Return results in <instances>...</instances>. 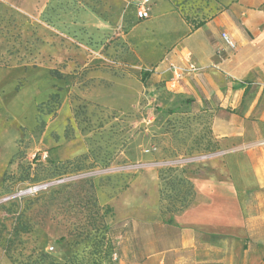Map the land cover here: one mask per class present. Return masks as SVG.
Returning a JSON list of instances; mask_svg holds the SVG:
<instances>
[{"label": "rangeland", "instance_id": "rangeland-1", "mask_svg": "<svg viewBox=\"0 0 264 264\" xmlns=\"http://www.w3.org/2000/svg\"><path fill=\"white\" fill-rule=\"evenodd\" d=\"M138 1L0 0V264H135L141 221L178 213L187 164L218 150L155 69L235 0H151L142 20Z\"/></svg>", "mask_w": 264, "mask_h": 264}, {"label": "crops", "instance_id": "crops-1", "mask_svg": "<svg viewBox=\"0 0 264 264\" xmlns=\"http://www.w3.org/2000/svg\"><path fill=\"white\" fill-rule=\"evenodd\" d=\"M171 65L184 69L181 78ZM155 70L210 116L220 149L187 164L193 201L172 222L142 220L156 230L132 235L131 257L135 264L139 254L144 264H264V0L228 3Z\"/></svg>", "mask_w": 264, "mask_h": 264}, {"label": "trees", "instance_id": "trees-1", "mask_svg": "<svg viewBox=\"0 0 264 264\" xmlns=\"http://www.w3.org/2000/svg\"><path fill=\"white\" fill-rule=\"evenodd\" d=\"M213 14H214V13H213ZM213 14L209 15V16H208L207 18H205L204 20L198 22L188 34L192 33L193 31H195L196 29H198L199 27H201L202 25H204V24L206 23V20H207L210 16H212ZM151 16H152V15H150L149 17L144 18V19H148V18H150ZM137 19H138V18H137ZM139 20H142V19H139ZM188 34H187V35H188ZM152 72H153L152 70H151V71L146 70V71L143 72V76H142V79H141V80H142V82H143L144 84H145L146 80L151 76ZM50 73H51L55 78H57V79H63V74H62L61 72H59V70L56 69V68L51 69V70H50ZM55 96H57V94L53 93V94L51 95V98H53V97H55ZM207 116H208V115H207ZM208 117H209V119H210V121H211L210 116H208ZM215 138H216V137H215ZM216 141H217L218 150H219V149H220V145H219V142H218L217 138H216ZM218 150H217V151H218ZM187 172H188V170L184 172V175H185V177H186L185 179H186L187 183H188L189 186H190L189 189H188V190H190V191H187V194H188V193L191 194V195H190V196H191L190 199H189L187 202H184V204H180L179 206H177V205L168 206V207H167V210H170V211H173V212H178V213H180V212H182L183 210H185V209L191 204V202L193 201V199H194V197H195V187H194L193 182L188 178V176H187ZM176 214H177V213H176ZM172 218H173V216L170 217V218L167 219V220H164V221L172 222ZM113 253H114V252H111L110 260H109V264H114V262H113V260H112V255H113Z\"/></svg>", "mask_w": 264, "mask_h": 264}, {"label": "built area", "instance_id": "built-area-1", "mask_svg": "<svg viewBox=\"0 0 264 264\" xmlns=\"http://www.w3.org/2000/svg\"><path fill=\"white\" fill-rule=\"evenodd\" d=\"M150 4H151V0H139L137 2L136 8H135V15L138 19H144V18H147L151 15L150 14V10H151ZM222 37L228 46H230L231 48H236L235 42L232 40V38L229 36V34L227 32H224L222 34ZM170 69L174 72L175 79L181 78L182 72L184 70L181 66L171 65ZM189 69L191 71H196L197 67L191 63V64H189ZM45 156H46V154H44L43 157H45ZM112 260H113L114 264H118L120 258H119V254L117 251H115L113 253Z\"/></svg>", "mask_w": 264, "mask_h": 264}, {"label": "water", "instance_id": "water-1", "mask_svg": "<svg viewBox=\"0 0 264 264\" xmlns=\"http://www.w3.org/2000/svg\"><path fill=\"white\" fill-rule=\"evenodd\" d=\"M46 186H47V184H45V185H40V186L35 187L34 189L37 190V189L45 188ZM31 191H32V189H28V190H25V191H23V192H21V193H29V192H31Z\"/></svg>", "mask_w": 264, "mask_h": 264}]
</instances>
